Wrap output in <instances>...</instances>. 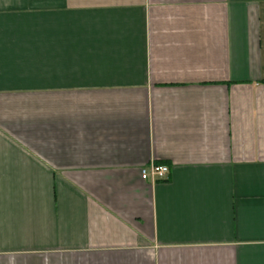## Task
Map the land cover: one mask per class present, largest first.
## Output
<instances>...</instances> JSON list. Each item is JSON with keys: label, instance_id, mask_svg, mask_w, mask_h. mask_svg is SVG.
I'll list each match as a JSON object with an SVG mask.
<instances>
[{"label": "crops", "instance_id": "0c3cea01", "mask_svg": "<svg viewBox=\"0 0 264 264\" xmlns=\"http://www.w3.org/2000/svg\"><path fill=\"white\" fill-rule=\"evenodd\" d=\"M0 264H264V0H0Z\"/></svg>", "mask_w": 264, "mask_h": 264}, {"label": "built area", "instance_id": "2783aa9c", "mask_svg": "<svg viewBox=\"0 0 264 264\" xmlns=\"http://www.w3.org/2000/svg\"><path fill=\"white\" fill-rule=\"evenodd\" d=\"M170 168L165 165L151 164L148 167H144L141 171V177L143 180H163L168 177Z\"/></svg>", "mask_w": 264, "mask_h": 264}]
</instances>
